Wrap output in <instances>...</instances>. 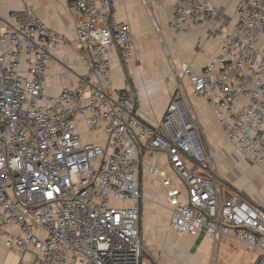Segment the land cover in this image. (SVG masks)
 <instances>
[{
  "label": "built area",
  "instance_id": "1",
  "mask_svg": "<svg viewBox=\"0 0 264 264\" xmlns=\"http://www.w3.org/2000/svg\"><path fill=\"white\" fill-rule=\"evenodd\" d=\"M66 2L80 18L75 34L86 73L55 95L45 75L56 41L35 10L25 4L0 27V243L22 256L18 264H151L138 208L148 152L165 156L182 188L157 163L148 168L161 180L177 237L227 239L264 264V209L216 175L179 83L187 79L224 141L264 170V0L239 6L234 30L200 74L186 62L175 69L177 89L156 124L141 118L130 87L113 89L107 54L129 64L130 26L113 18L110 0ZM140 3L157 36L155 16L167 5L176 30L202 29L219 14L209 0Z\"/></svg>",
  "mask_w": 264,
  "mask_h": 264
},
{
  "label": "crops",
  "instance_id": "2",
  "mask_svg": "<svg viewBox=\"0 0 264 264\" xmlns=\"http://www.w3.org/2000/svg\"><path fill=\"white\" fill-rule=\"evenodd\" d=\"M209 1L217 6L219 14L207 26L198 30L172 29L170 27L171 9L167 5L161 16H155L161 30L160 45L158 46L153 36H151L152 31L154 32L153 14H150L141 5L140 0H110L113 18L117 22L127 23L134 39L133 54L128 65H122L116 53L109 51L107 54L110 60L113 89L122 91L130 87L133 90L136 95L139 114L144 121L151 124L158 123L173 95L174 85L170 84L169 88L166 89L161 77L162 71H160L163 66H158L159 60L163 63L167 62L171 71H175L182 62H186L191 65L193 73L200 74L203 64L217 54L224 35L234 30L239 6L249 0ZM25 4L35 10L38 18L51 30L53 39L56 41L53 48H50L48 52V69L45 75L47 93L55 95L63 85L74 82L86 73V66L81 58L75 34L80 18L69 9L66 0H0V27L12 24L11 14L21 10ZM161 49L165 50V54L162 53ZM261 50L264 54V41H261ZM161 53L165 56V62L163 59H158V57H161ZM62 76H65L66 79H63ZM179 83L181 86L183 85V82L180 81ZM203 108L206 112H210L206 104ZM210 117L206 126L211 129L217 128V131L214 130V138L222 144L225 141H223L221 131L218 129L212 114ZM145 153L147 160L143 159L140 168L141 195L143 192L141 174L144 166L147 181L155 185L154 192L159 189V192L163 193L166 207L165 190L160 186L161 180L157 175L150 174L148 168L154 162L157 163L167 177L173 180V186L181 190L182 188L176 182L165 156H151L150 153ZM221 154L225 161L222 162L220 171H218L225 181L221 179L217 170H215L216 175L230 191L240 192L249 202L264 209V170L257 169V167L241 158L234 148L226 142ZM148 157L152 159L150 160ZM256 169L261 173L257 177L255 187L252 188L248 185L249 179L252 178L251 174ZM166 210L168 212L166 217L168 218L169 227L170 212L167 207ZM11 232L17 233L18 230L11 229ZM189 239L195 242V239L190 237ZM206 240L208 241V239ZM242 249L244 248L242 247ZM251 254L248 253V255ZM251 256L253 257L248 264H254L255 262L256 255L252 254ZM21 259V255L9 251L4 244L0 243V264H18ZM31 259V253L24 256L26 261Z\"/></svg>",
  "mask_w": 264,
  "mask_h": 264
},
{
  "label": "rangeland",
  "instance_id": "3",
  "mask_svg": "<svg viewBox=\"0 0 264 264\" xmlns=\"http://www.w3.org/2000/svg\"><path fill=\"white\" fill-rule=\"evenodd\" d=\"M152 33L151 36H153L159 46L160 37L153 31ZM161 50L165 54V50ZM162 53L158 59H163L164 61L165 56ZM158 66H163V69L161 68L160 71H162L161 77L166 89L169 88L170 84L174 85L172 90L173 94L174 90L177 89L173 75L174 71H171L167 62L163 63L159 60ZM182 82L185 105L191 118L197 124L199 140L208 152L213 153L214 158L211 163L213 168L215 167L214 170L219 172L221 165L225 161V158L221 156V150L225 142L221 144L214 138V133L217 131V128L211 129L206 126L211 114L203 108L205 103L193 95L192 88L186 78ZM257 169L251 174L252 178L249 179L248 185L252 188L255 187L257 177L261 173ZM221 179H223L222 176ZM223 181L225 180L223 179ZM141 185L143 190L140 198L142 244L147 259L151 264H248L249 260L252 259V254L248 255V252L244 251L241 245L231 241L228 242L227 239H223L216 245L211 240L207 241L204 239L198 248L192 251L194 242L188 236H175L173 231L168 227V218L166 217L168 216V212L164 205L163 193L159 192V189L157 192L153 191L155 185L147 181L144 166L142 167Z\"/></svg>",
  "mask_w": 264,
  "mask_h": 264
},
{
  "label": "water",
  "instance_id": "4",
  "mask_svg": "<svg viewBox=\"0 0 264 264\" xmlns=\"http://www.w3.org/2000/svg\"><path fill=\"white\" fill-rule=\"evenodd\" d=\"M138 208L140 209V202H138ZM203 241V236L201 235L200 237H198L195 242L193 243V248L192 251H194L195 249L198 248V246L201 244V242Z\"/></svg>",
  "mask_w": 264,
  "mask_h": 264
}]
</instances>
